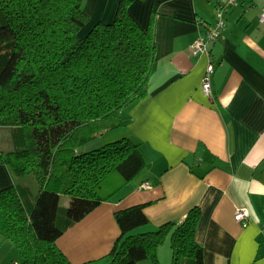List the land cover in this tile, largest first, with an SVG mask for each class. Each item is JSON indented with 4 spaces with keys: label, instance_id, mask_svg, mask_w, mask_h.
Listing matches in <instances>:
<instances>
[{
    "label": "crops",
    "instance_id": "0c3cea01",
    "mask_svg": "<svg viewBox=\"0 0 264 264\" xmlns=\"http://www.w3.org/2000/svg\"><path fill=\"white\" fill-rule=\"evenodd\" d=\"M119 1L83 0L86 27L111 22ZM224 2L129 3L128 12L142 29L154 6L155 52L146 96L120 111L123 125L109 140L127 138L137 145L144 168L57 239L70 264H111L109 253L119 237L113 214L135 205H144L148 219L135 234L180 224L197 208L195 241L205 264H264V26L257 22L264 0H239L225 9L220 39L207 45L214 65L211 98L200 91L208 59L189 52L215 24V10ZM25 182L0 165V189L16 184L30 202L34 192ZM30 184L35 187L33 180ZM62 198L61 209L68 203L63 195L59 203ZM238 209L246 213L245 226L234 220ZM168 237L156 249L158 264H171ZM15 262L13 244L0 242V264Z\"/></svg>",
    "mask_w": 264,
    "mask_h": 264
},
{
    "label": "trees",
    "instance_id": "16d2710c",
    "mask_svg": "<svg viewBox=\"0 0 264 264\" xmlns=\"http://www.w3.org/2000/svg\"><path fill=\"white\" fill-rule=\"evenodd\" d=\"M131 1H119L111 22L86 27L83 0H0V128L13 144L0 150V165L36 188L30 202L16 184L0 189V242L13 244L15 263L70 264L57 239L144 168L127 138L84 148L121 127L120 111L147 94L155 8L142 29L128 12ZM61 195L68 197L62 209ZM143 209L113 214L119 237L111 264H158L166 236L171 264H205L197 208L180 224L135 234L148 224Z\"/></svg>",
    "mask_w": 264,
    "mask_h": 264
},
{
    "label": "built area",
    "instance_id": "2783aa9c",
    "mask_svg": "<svg viewBox=\"0 0 264 264\" xmlns=\"http://www.w3.org/2000/svg\"><path fill=\"white\" fill-rule=\"evenodd\" d=\"M238 2L239 0H225L224 4L220 5L215 10V24L212 27H206L203 31V34L196 38L190 46V55L197 56L199 54H204L208 59L200 80V91L202 95L207 98H211L212 96L211 76L214 72V65L211 62L207 45L220 39L221 32L224 28L223 13L227 7L236 6ZM257 22L259 25L264 26V6L260 9V12L257 16ZM199 25H203V23H199ZM143 187L148 188L146 185H143ZM245 218L246 213L243 209H238L235 211L234 220L241 226H245Z\"/></svg>",
    "mask_w": 264,
    "mask_h": 264
},
{
    "label": "rangeland",
    "instance_id": "374dc122",
    "mask_svg": "<svg viewBox=\"0 0 264 264\" xmlns=\"http://www.w3.org/2000/svg\"><path fill=\"white\" fill-rule=\"evenodd\" d=\"M118 129V128H117ZM112 130L100 137H97L93 140H91L89 143L85 144L84 146H88L90 147V149H95V148H98L102 145H104L105 143H107L108 141H110L109 139H111L110 137L113 136L114 132H116V130ZM3 131L1 130L0 128V150L2 151H8V150H11V146H13L11 140H10V135L8 133V131ZM6 136V138H5ZM26 182H25V185H27V187L31 188L33 190V192L35 193L36 191V188L34 187V185L32 186L30 184V180L31 178L29 177H26L24 179ZM66 204V201L64 200V198L61 199V202L59 203L60 206Z\"/></svg>",
    "mask_w": 264,
    "mask_h": 264
}]
</instances>
